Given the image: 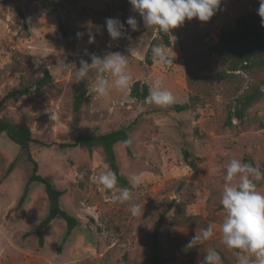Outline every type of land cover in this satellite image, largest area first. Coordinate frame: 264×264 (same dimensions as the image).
<instances>
[{"label":"rangeland","instance_id":"374dc122","mask_svg":"<svg viewBox=\"0 0 264 264\" xmlns=\"http://www.w3.org/2000/svg\"><path fill=\"white\" fill-rule=\"evenodd\" d=\"M52 1L48 6L40 0H0V99L7 90L29 87L28 94L4 101L0 117L30 127L38 140L31 147L38 172L64 191L61 206L80 223L64 241L66 223L56 216L43 230V246L36 235H24L45 217L48 200L43 185L33 182L22 208H15L31 164L14 142L0 135V264H147L144 233L173 199L183 200L188 215L215 224L216 231L209 240L189 248L195 232L208 225L172 226L170 212L161 227L163 255L175 256L167 264H203L210 249L219 252L221 264H238L237 250L222 241L219 226L224 210L218 205L231 159L259 164L264 170V95L249 108L242 123L233 120L232 125H226V118L236 98L259 84L264 72L229 71L227 60L211 47L220 30L232 25L236 17L257 11L259 0H221L209 21L186 19L169 33L146 27L129 3L112 18L123 22L135 16L137 31L125 25L131 41H110L105 20L94 10L96 5H120L124 0ZM61 23L70 32L68 38ZM90 34L95 36L94 43L88 42ZM155 44H163L173 60L166 69L153 59L150 49ZM134 47L130 54L128 49ZM85 49L101 57L114 51L129 55L132 84L139 81L149 88L157 77H163V86L177 98L175 104L188 102L190 108L177 112L174 104L158 106L148 100L143 105L130 95L125 100L114 84L108 95L99 97L92 91L98 74L90 70L84 78L88 92L75 113L79 59L91 63ZM139 55L144 59L138 60ZM46 71L52 81L37 88L35 82ZM122 126L131 127L133 143L129 153L118 143L116 154L120 172L131 184L132 200L114 203L113 192L124 188L108 191L94 180L102 172H113L101 151L90 155L80 147L62 146L79 135ZM184 150L202 157L198 172L186 163ZM133 175L140 177L139 185L132 181ZM258 190L264 191V181L258 182ZM132 203L141 207L142 215H131ZM170 236L183 239L175 243Z\"/></svg>","mask_w":264,"mask_h":264},{"label":"clouds","instance_id":"9594fccd","mask_svg":"<svg viewBox=\"0 0 264 264\" xmlns=\"http://www.w3.org/2000/svg\"><path fill=\"white\" fill-rule=\"evenodd\" d=\"M132 11L138 13L146 27L155 26L159 32L169 33L171 29L182 25L185 20L197 18L201 22H207L216 13L221 0H128ZM257 14L261 17V25L264 26V0H259ZM106 30L110 41L125 38L131 41V36L126 29L138 30V22L135 16H129L121 22L118 18H106ZM80 34H78L79 36ZM89 43L95 42V36L89 35ZM110 46V45H109ZM135 50L129 48L131 54ZM151 53L156 63L163 68H168L172 58L166 52L163 44L151 46ZM84 55L90 58L91 63L82 57L79 59L80 67L75 75L76 82L84 80L90 70H95L98 78L92 91L99 97L109 94V89L114 84L126 100L131 92L133 76L129 70V55L120 51L108 52L103 57L84 50ZM143 60L144 55L136 57ZM38 66V62H37ZM107 74V75H105ZM109 76L113 79L110 81ZM148 102L158 106H169L177 102L171 90L163 86V77H157L149 87ZM125 147L132 145V139H126ZM238 178L237 182H233ZM224 184L220 193V203L224 210L219 232L223 243L233 250L238 264H264V191L258 190V182L264 181V170L259 164L243 162L242 159L233 158L226 166ZM106 190H115L117 177L114 172L105 171L94 177ZM135 185L141 183L137 175L132 176ZM113 202L125 203L132 200V194L128 188L113 192ZM132 216L142 215L141 207L131 204ZM216 231L215 224H209L207 228L195 232L187 245L189 248L199 245L212 238ZM247 253L248 255H245ZM203 264H221V256L215 249H210L204 256Z\"/></svg>","mask_w":264,"mask_h":264},{"label":"trees","instance_id":"16d2710c","mask_svg":"<svg viewBox=\"0 0 264 264\" xmlns=\"http://www.w3.org/2000/svg\"><path fill=\"white\" fill-rule=\"evenodd\" d=\"M42 3L51 6L52 0H40ZM129 4L128 0L120 5L106 4L96 5L95 13L101 18H112L118 16ZM222 4V2H221ZM220 4V6H221ZM219 6V7H220ZM20 17H23L21 7L15 6ZM61 31L64 37L68 38L69 30L60 24ZM166 41L168 37L165 36ZM212 52H215L225 58L228 62L229 71H241L256 69L264 72V26L261 25V17L257 11H249L236 17L234 23L230 26L224 27L220 30L218 37L211 47ZM52 81V77L45 72V76L39 78L35 82L37 88H42L47 82ZM29 87H20L7 90L3 98L0 99V107L6 99H11L16 96H23L28 94ZM88 92L86 79L80 81L73 99V111L79 112L83 105L84 98ZM264 95V79L259 84L252 86L240 94L234 103L233 108L228 112L226 118V125H232L233 120L242 123L247 115L249 108ZM130 96L140 101L145 105L149 96V88L146 84L136 81L131 86ZM172 108L177 111H184L190 108L188 102L183 104H174ZM131 127L122 126L120 128L98 134L79 135L74 142L63 145L62 147H80L87 151L90 155L95 150H100L103 159L108 163L116 174L117 186L123 188L131 187L128 178L120 172L119 160L116 154V145L129 139ZM0 135L6 136L18 147L20 154L26 158L31 164V173L28 176L22 192L16 202V209H21L28 198L30 185L37 182L43 185L44 192L48 200V211L45 217L31 230L25 232L24 235L34 234L38 238L40 246L44 244L43 230L52 222L56 216H60L66 223V231L63 240L66 241L74 228L80 223L79 220L71 215L61 206V197L64 191L59 189L52 181L46 179L38 172V163L32 155V144L37 142L33 136V132L27 125H20L13 122L10 118L0 117ZM124 144V143H123ZM125 146V145H124ZM127 152L130 151V146L125 147ZM186 163L196 172L200 169L202 157L192 153L191 151H183ZM14 165V161L10 164L6 174L10 173ZM112 191V190H108ZM218 209H222L221 203ZM172 212L170 223L172 226H183L187 228H205L207 223L199 215H188L186 213V203L183 200L176 201L173 199L168 206L159 212L156 220L151 224L150 228L145 231L142 245L148 249L147 264H167L169 261L175 259V256H164V245L162 242V224ZM175 243L181 242L183 238H176L170 236Z\"/></svg>","mask_w":264,"mask_h":264}]
</instances>
